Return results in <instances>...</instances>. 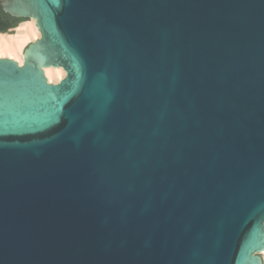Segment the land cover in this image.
Instances as JSON below:
<instances>
[{"label":"water","instance_id":"1","mask_svg":"<svg viewBox=\"0 0 264 264\" xmlns=\"http://www.w3.org/2000/svg\"><path fill=\"white\" fill-rule=\"evenodd\" d=\"M0 7V264H264V0Z\"/></svg>","mask_w":264,"mask_h":264},{"label":"bare ground","instance_id":"2","mask_svg":"<svg viewBox=\"0 0 264 264\" xmlns=\"http://www.w3.org/2000/svg\"><path fill=\"white\" fill-rule=\"evenodd\" d=\"M41 34L35 20L19 24L13 33H0V57L14 59L20 65L24 63L25 48L40 38ZM49 82L59 83L65 78L63 68L49 67L45 69ZM264 255V252L263 254Z\"/></svg>","mask_w":264,"mask_h":264},{"label":"trees","instance_id":"3","mask_svg":"<svg viewBox=\"0 0 264 264\" xmlns=\"http://www.w3.org/2000/svg\"><path fill=\"white\" fill-rule=\"evenodd\" d=\"M23 22L21 19H16L3 12L0 7V33H6L9 29L17 28Z\"/></svg>","mask_w":264,"mask_h":264},{"label":"rangeland","instance_id":"4","mask_svg":"<svg viewBox=\"0 0 264 264\" xmlns=\"http://www.w3.org/2000/svg\"><path fill=\"white\" fill-rule=\"evenodd\" d=\"M13 32H14V31H13ZM13 32H10V34L13 33ZM262 257H263V260H264V255H262Z\"/></svg>","mask_w":264,"mask_h":264}]
</instances>
